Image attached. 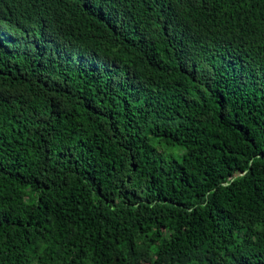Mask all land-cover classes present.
Returning <instances> with one entry per match:
<instances>
[{
    "label": "trees",
    "instance_id": "trees-1",
    "mask_svg": "<svg viewBox=\"0 0 264 264\" xmlns=\"http://www.w3.org/2000/svg\"><path fill=\"white\" fill-rule=\"evenodd\" d=\"M1 23L33 42L0 45V264H264V0H0Z\"/></svg>",
    "mask_w": 264,
    "mask_h": 264
},
{
    "label": "rangeland",
    "instance_id": "rangeland-1",
    "mask_svg": "<svg viewBox=\"0 0 264 264\" xmlns=\"http://www.w3.org/2000/svg\"><path fill=\"white\" fill-rule=\"evenodd\" d=\"M32 38H33V34L21 30L15 24H11V23L0 24V45L3 49H8V47H11L12 49L21 50L23 46H25L26 44H30L33 42ZM50 46L54 47L55 45L51 43ZM66 49L75 52L76 58L81 56V54H85L83 53V50L77 46L69 45L66 46ZM90 61L92 63L99 64L100 66L103 67L105 71H110L111 73L116 74V77H120V74L116 73L115 68L111 66V64L109 63L106 64L102 60H95L91 56H90Z\"/></svg>",
    "mask_w": 264,
    "mask_h": 264
}]
</instances>
